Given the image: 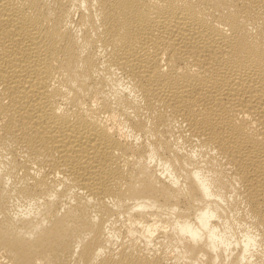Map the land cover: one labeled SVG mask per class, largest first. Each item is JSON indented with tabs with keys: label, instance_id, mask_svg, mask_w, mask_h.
Returning a JSON list of instances; mask_svg holds the SVG:
<instances>
[{
	"label": "bare ground",
	"instance_id": "6f19581e",
	"mask_svg": "<svg viewBox=\"0 0 264 264\" xmlns=\"http://www.w3.org/2000/svg\"><path fill=\"white\" fill-rule=\"evenodd\" d=\"M0 264H264V0H0Z\"/></svg>",
	"mask_w": 264,
	"mask_h": 264
}]
</instances>
